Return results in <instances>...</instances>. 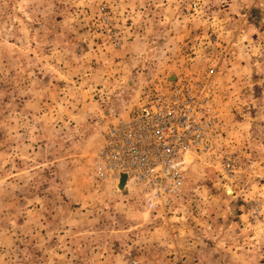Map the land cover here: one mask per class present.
Instances as JSON below:
<instances>
[{
    "label": "rangeland",
    "instance_id": "obj_1",
    "mask_svg": "<svg viewBox=\"0 0 264 264\" xmlns=\"http://www.w3.org/2000/svg\"><path fill=\"white\" fill-rule=\"evenodd\" d=\"M210 67L179 197L95 187L108 123ZM0 264H264V0H0Z\"/></svg>",
    "mask_w": 264,
    "mask_h": 264
},
{
    "label": "built area",
    "instance_id": "obj_2",
    "mask_svg": "<svg viewBox=\"0 0 264 264\" xmlns=\"http://www.w3.org/2000/svg\"><path fill=\"white\" fill-rule=\"evenodd\" d=\"M215 68L207 78L165 77L127 115L106 126L93 156L95 187L135 188L148 209L171 205L184 190L188 166L211 147L220 127ZM227 162V167L231 166Z\"/></svg>",
    "mask_w": 264,
    "mask_h": 264
},
{
    "label": "bare ground",
    "instance_id": "obj_3",
    "mask_svg": "<svg viewBox=\"0 0 264 264\" xmlns=\"http://www.w3.org/2000/svg\"><path fill=\"white\" fill-rule=\"evenodd\" d=\"M123 185H124V179L121 180V182H120L118 187H123Z\"/></svg>",
    "mask_w": 264,
    "mask_h": 264
}]
</instances>
